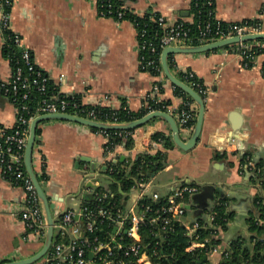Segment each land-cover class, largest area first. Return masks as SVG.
Wrapping results in <instances>:
<instances>
[{"label": "crops", "instance_id": "crops-1", "mask_svg": "<svg viewBox=\"0 0 264 264\" xmlns=\"http://www.w3.org/2000/svg\"><path fill=\"white\" fill-rule=\"evenodd\" d=\"M97 1L14 0L11 27L20 33L36 64L65 94L79 97L84 103L113 108L127 106L138 111L144 104V96L159 81L162 86L159 96L169 100L167 112L177 120L182 97L174 92L163 71L154 74L140 67L134 23L127 18L100 14ZM123 3L138 14L157 12L169 22L194 19L191 0H123ZM214 8L216 16L223 21L264 19V0H215ZM3 44L0 31V84L12 75ZM237 50L223 46L210 51L172 54L175 70H192L209 90L202 129L189 150L174 143L169 148L161 144L151 148V152L166 153L164 168L150 179L162 195L181 180L199 185L198 191L187 197L182 217L185 222L198 217L206 219L207 211L219 197L228 198L231 215L226 228L219 233L220 245L225 248L238 237H246V244L252 245L248 221L256 214L254 197L264 200V185L254 184V172H240L241 152L230 142L232 136L242 139L243 151L251 152L260 162L259 176L264 184L262 56L257 57L254 65L245 67ZM15 116V104L0 87V125L12 126ZM38 127L32 152L33 168L37 175H45L41 184L56 208L60 211L77 208L90 198L82 169L93 173L103 166L106 137L101 130L66 119H46ZM157 131L171 139L167 121L153 117L134 128L133 144L129 148H137ZM182 138L188 137L182 133ZM216 151L226 152L227 156L215 158ZM91 162L94 171L89 170ZM23 197V189L11 183L0 168V263L28 257L42 245L43 240L30 234L19 216ZM260 237L263 239L260 251L264 253V231ZM222 257L221 252H214L207 256L206 264H218ZM29 264H42V259Z\"/></svg>", "mask_w": 264, "mask_h": 264}, {"label": "built area", "instance_id": "built-area-1", "mask_svg": "<svg viewBox=\"0 0 264 264\" xmlns=\"http://www.w3.org/2000/svg\"><path fill=\"white\" fill-rule=\"evenodd\" d=\"M191 1L196 9L193 10L194 19L190 21L179 19L169 22L165 16L159 14L156 20L161 26L160 33L148 32L145 28L137 29L134 24L142 69H154L159 71V74L162 73L160 61L145 55L143 53L145 49L154 52L168 45H192L193 38L197 39L195 44H201L234 35L264 33V19L245 18L238 21H223L215 14V0ZM13 2L14 0H0V31L3 41L5 43L7 38H10L16 48L14 54L8 57L9 61L13 60L12 75L8 81L0 84L2 91L16 107L13 125L10 127L0 125V168L2 174L11 183L23 189V205L19 216L24 221L28 232L43 240L45 222L41 202L24 165V149L31 119L41 113L62 112L98 121L117 122L119 120L100 118L94 109V106H100V104L84 103L80 99L71 100L55 84H53L55 89L50 90V76L36 64L30 48L23 42L20 33L11 27ZM125 7L124 4L121 5V8ZM105 13L117 19H121L124 15L123 10L115 11L110 4L106 6ZM102 14H104L103 11ZM195 15H198V20H195ZM192 23H195L194 32H192ZM260 39L264 38L239 41L227 46L238 49L241 64L245 67L254 65L257 57L261 55L260 69L264 76V40L260 41ZM186 71L189 77L195 75L190 69ZM195 85L199 87L196 91L202 93L201 95L206 99L208 88L202 82H196ZM160 89L161 83L156 81L144 96V104L148 106L145 113L161 110L148 105L149 99H154L156 96L160 99ZM34 94H37V98L32 100ZM181 105L177 123L180 135L182 136L183 133L189 137L194 126L197 106L195 102L183 99ZM114 130L123 138L134 135V130L131 129ZM101 131L106 137L101 161L105 167L107 161L115 162L121 155L126 156L132 150L151 151L153 146L159 145L160 140L150 135L147 136L146 142L139 143L137 148L133 149L125 147L121 142H111L107 129H101ZM234 140L233 137L230 138V142L236 146ZM241 165H239L240 172ZM245 166L251 168L248 171L254 172V184L263 186L259 167H256L254 161L247 159ZM100 167L96 172L83 173L85 189L90 193V198L77 208L65 209L55 219L52 242L41 258L42 264H177L170 261L164 262L162 258H167L171 254L163 252L159 247L163 241V234L173 229L174 221H180L185 228L188 236V244L185 247L187 251L206 247L207 238L201 239L197 229L218 227L215 220L216 210L212 207L207 211L204 223L198 219L192 222L182 220L186 212L185 197L199 189L196 182L181 180L169 193L162 195L152 186L150 179L140 178L132 186L129 197L123 204H119L114 193L96 180L97 177H104L99 171ZM88 181L91 182L90 185H87ZM144 196H148L152 201H157L162 196L165 199L155 205L151 202L140 203L139 200ZM146 223L153 224L156 233L155 243L150 248L144 243L141 235V228ZM214 252H221L224 255L228 253L220 243L206 250L207 256Z\"/></svg>", "mask_w": 264, "mask_h": 264}, {"label": "trees", "instance_id": "trees-1", "mask_svg": "<svg viewBox=\"0 0 264 264\" xmlns=\"http://www.w3.org/2000/svg\"><path fill=\"white\" fill-rule=\"evenodd\" d=\"M110 4V7L113 10H123L124 15L121 19L127 18L130 19L137 29L145 28L148 32L157 31L161 32V26L156 20L157 15L159 13L154 11H147L143 14H138L134 12L132 9L125 7L121 8L123 5V0H98L97 6L98 11L102 15H108L106 12V6ZM193 5V4H192ZM192 9L195 10L196 7L193 5ZM114 17V16H113ZM201 18V17H200ZM253 20H257L258 18H250ZM195 20H198V15H195ZM192 32L195 31V23L191 24ZM264 40V39H260ZM192 42L197 43V39L193 38ZM4 55L8 58L12 56L16 50L12 40L7 38V41L3 44L2 47ZM160 52L161 50L158 48L156 51L151 52L149 49L143 50V53L148 57H154L158 62L160 61ZM172 54L168 56V63L176 74L178 78L187 83L189 86L194 88L195 90H199V87L195 85L196 82H202V79L198 76L194 75L192 77L187 76L186 70H175L173 68V63L171 60ZM13 63V60L10 61ZM154 74H159V71L151 69ZM194 82V84H192ZM50 90H54V85L52 82L49 84ZM174 92L177 95H180L184 101L194 102L193 99L180 87L173 85ZM162 90V86L160 91ZM202 94V93H201ZM203 95V94H202ZM67 97L71 100L79 99L76 96L67 95ZM37 98V94L32 96V100ZM156 96L154 99L148 100V105L153 108H160L161 110L167 111V105L169 104V100L157 99ZM31 106V105H30ZM182 105L178 109V113L181 110ZM148 106L143 104L140 110L133 111L129 109L127 106H121L119 108H113L110 106H94V109L97 115L102 119H111L115 118L119 121H128L134 118H137L143 115ZM96 130H101L95 127H92ZM134 130V129H131ZM39 132V127L36 129V134ZM109 133L110 141L113 143H123L125 147H130L133 144V136L129 135L126 138H123L120 135L115 133L114 129H107ZM154 139H160L159 144H161L164 148H169L173 146V142L171 141L169 135H166L164 132L157 131L153 135ZM164 151H135L131 153L129 156H124V158H118L117 161L113 162L112 160L107 161L106 167H100V173L107 179V188L114 193L117 198V202L119 204H123L124 200L129 197L132 186L135 184L136 180L143 179H151L154 174H156L160 169L164 168L167 160L165 158ZM215 158L227 156L226 152H215ZM252 159L256 165V167L260 166L259 160L253 156V154L247 150L243 151L240 154L239 165H241V169L243 171H248L251 169L249 166H245L247 159ZM249 167V168H248ZM38 179L41 180L45 178L44 174L37 175ZM103 186H105L103 184ZM101 187V186H100ZM164 197H160L157 201H152L148 196H144L139 200L140 203L151 202L154 205L164 201ZM228 198L226 196H221L218 198L216 204H214L213 209L216 210L215 220L217 221L218 227L216 228H207L200 227L197 229L199 233V237L201 239L207 238L206 247L204 248H195L193 250L187 251L185 249L188 244V236L185 233V228L180 221L173 222V229L167 231L163 234V241L159 247L163 252L169 255V257H163L162 260L164 262H174L177 264H206L207 262V254L206 250L210 249L214 244L220 243L219 233L226 228L227 221L230 218V210L228 209V204L226 200ZM187 200V197H185ZM254 201H256V214L250 217L248 221V229L250 231L249 240L252 243L251 246L246 244V237H238L233 239L229 246L226 247V251H228L227 255L223 254L221 261L218 264H246V262H264V253H261V245L263 243V239L260 237L262 232L264 231V200L262 197L256 196L254 197ZM201 222H206V219L198 217L197 218ZM262 219V222L259 221ZM154 225L146 223L141 228V235L144 243L150 248L156 240V233L154 232ZM160 249V250H161ZM205 256V257H204Z\"/></svg>", "mask_w": 264, "mask_h": 264}, {"label": "water", "instance_id": "water-1", "mask_svg": "<svg viewBox=\"0 0 264 264\" xmlns=\"http://www.w3.org/2000/svg\"><path fill=\"white\" fill-rule=\"evenodd\" d=\"M257 38H264V33H251L246 34L243 36H229L213 41H208L201 44H192V45H168L161 49L160 52V64L163 73L165 76L169 79V81L178 87H180L182 90H184L195 102L197 106V113L196 118L194 122V126L192 129V132L190 136L187 139L182 138L180 135L179 126L177 123L176 118L169 112L164 110H153L150 112H147L137 118H134L132 120L128 121H117V122H108V121H98L89 119L86 117H82L76 114L71 113H62V112H52V113H41L36 116H34L29 124V131H28V137L24 149V165L26 168V171L30 175L32 182L35 186V189L37 191V194L39 196L41 207H42V213L44 217L45 222V234L44 239L42 242V245L40 249H38L35 253L32 255L22 258V259H16V260H10V261H3L0 264H29L33 263L39 259L42 258V256L45 254V252L48 250V248L51 245L52 237H53V224L55 219L62 214L64 211H60L59 208H56L54 203L50 201V197L46 193L43 185L41 184L40 180L37 177V174L33 168L32 164V152L33 147L36 141V129L38 127V123L40 121L46 120V119H66L70 121H75L78 123H82L85 125H88L90 127H95L98 129H134L140 125H143L153 117H161L167 123L169 124L170 130H171V139L173 143L183 150H189L194 147L196 144L201 129H202V122L204 117V111H205V99L203 96L196 91L194 88L189 86L187 83L182 81L180 78L176 76V74L171 69L169 63H168V56L170 54L184 52V53H197V52H203V51H210L214 50L223 46H227L231 43L239 42V41H246L251 39H257ZM235 140L234 143L236 144V150L238 152H243L244 150V144L242 139L235 138L232 136ZM120 158H124V155H121ZM79 164V161H77V165ZM93 162L90 163L89 170L94 171ZM105 167V166H102ZM87 169H82V172H87ZM91 182L88 181L87 185H90ZM205 257V256H204Z\"/></svg>", "mask_w": 264, "mask_h": 264}, {"label": "rangeland", "instance_id": "rangeland-1", "mask_svg": "<svg viewBox=\"0 0 264 264\" xmlns=\"http://www.w3.org/2000/svg\"><path fill=\"white\" fill-rule=\"evenodd\" d=\"M96 180H98L101 183H105V181H107L105 177H97Z\"/></svg>", "mask_w": 264, "mask_h": 264}]
</instances>
